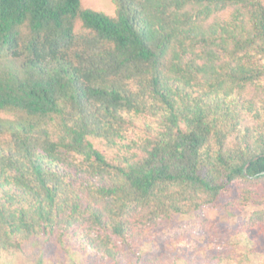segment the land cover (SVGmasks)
Segmentation results:
<instances>
[{
	"label": "trees",
	"instance_id": "obj_1",
	"mask_svg": "<svg viewBox=\"0 0 264 264\" xmlns=\"http://www.w3.org/2000/svg\"><path fill=\"white\" fill-rule=\"evenodd\" d=\"M115 2L0 0V253L123 264L238 183L264 193V0Z\"/></svg>",
	"mask_w": 264,
	"mask_h": 264
},
{
	"label": "rangeland",
	"instance_id": "obj_2",
	"mask_svg": "<svg viewBox=\"0 0 264 264\" xmlns=\"http://www.w3.org/2000/svg\"><path fill=\"white\" fill-rule=\"evenodd\" d=\"M81 2L107 15L117 11L115 0ZM247 189L238 183L214 206L144 231L123 264H264V225L250 227L251 214L264 209V193L251 197ZM78 247L75 241L59 247L54 240L38 237L20 252L0 253V264L98 263L94 254Z\"/></svg>",
	"mask_w": 264,
	"mask_h": 264
},
{
	"label": "water",
	"instance_id": "obj_3",
	"mask_svg": "<svg viewBox=\"0 0 264 264\" xmlns=\"http://www.w3.org/2000/svg\"><path fill=\"white\" fill-rule=\"evenodd\" d=\"M249 164H250V163H248V164L246 165L245 169H247V167L249 166Z\"/></svg>",
	"mask_w": 264,
	"mask_h": 264
}]
</instances>
